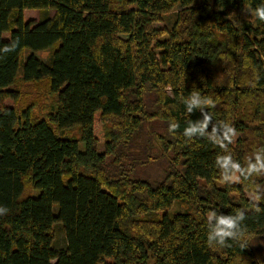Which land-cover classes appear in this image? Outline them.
Segmentation results:
<instances>
[{"label":"trees","instance_id":"1","mask_svg":"<svg viewBox=\"0 0 264 264\" xmlns=\"http://www.w3.org/2000/svg\"><path fill=\"white\" fill-rule=\"evenodd\" d=\"M262 5L0 0V264H264ZM20 71L48 79L47 115L4 102ZM76 127L83 152L61 134ZM160 157L157 177L137 174ZM176 201L190 208L170 215ZM222 219L243 230L224 246Z\"/></svg>","mask_w":264,"mask_h":264},{"label":"rangeland","instance_id":"2","mask_svg":"<svg viewBox=\"0 0 264 264\" xmlns=\"http://www.w3.org/2000/svg\"><path fill=\"white\" fill-rule=\"evenodd\" d=\"M46 13L45 12H39V11H34V10H24V18L25 20L29 19H35V20H40L44 17ZM54 14V10L51 11V15ZM244 16L248 19L253 20L254 19V13L246 7V9L243 12ZM176 18V13L175 11L167 14L164 16V19L162 22L156 23L155 26L157 28H162V29H169L172 27L174 20ZM6 37L9 36V32L4 34ZM52 49H47V50H42L38 52H33L30 50H25L23 52L22 58L23 60L26 59L30 54H35L38 56L40 59L44 61H49L52 55ZM15 90V96L14 97H8L4 99V102L7 105L10 106H15L18 110L19 113H22L24 110L31 109L33 117H43L47 115L49 111L53 109V107L57 104V94L52 93L50 91L49 87V81L48 79H43L40 81H25L22 79L21 76V71L18 75L17 80L15 83L11 86ZM61 134L64 136H71L75 137L79 141L80 149L83 152L85 150V143L83 140V135L82 132L79 128H73V129H67L63 131ZM143 139V138H142ZM141 139V140H142ZM140 140V141H141ZM100 150L104 151V146H100ZM140 156V154H138ZM144 158V156H141ZM81 162L78 161V169L79 170H84L80 166ZM165 164V160L163 158H159L158 162H156L153 165H148L147 168L144 170H141L140 168L137 170V174H142L146 175L149 173L152 177H157L159 173V169L157 168L159 165ZM87 170V169H86ZM85 170V171H86ZM231 182H239L240 177L237 173L232 175L230 177ZM223 183V182H221ZM247 195L250 199H252L254 202H257L256 196L251 193L247 192ZM190 206L183 202V201H176L173 206L169 209L170 215H173L177 212L180 211H185L186 209H189ZM161 213V212H160ZM54 245L57 248H61L65 246V235L63 231V227L61 224H56L54 226ZM264 246V242L261 241L260 239L254 241V248L259 249V247ZM262 248V247H261ZM259 255H264L260 254ZM137 257V256H136ZM110 262V259H105L101 261L99 264H108Z\"/></svg>","mask_w":264,"mask_h":264},{"label":"clouds","instance_id":"3","mask_svg":"<svg viewBox=\"0 0 264 264\" xmlns=\"http://www.w3.org/2000/svg\"><path fill=\"white\" fill-rule=\"evenodd\" d=\"M256 14L259 16V18L261 20H264V5L258 7L255 10ZM238 219L240 221H243L245 219V214L244 212H241ZM221 223L226 225L227 230H221L218 235L220 237L219 243L221 246H224L226 243V237H229L233 240H237L239 239L242 234H243V230L241 228V225L238 227L236 223H234L231 219H222ZM237 229V232H233L231 229Z\"/></svg>","mask_w":264,"mask_h":264}]
</instances>
